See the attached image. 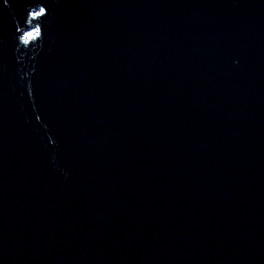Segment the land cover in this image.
Returning <instances> with one entry per match:
<instances>
[{
  "label": "water",
  "instance_id": "water-1",
  "mask_svg": "<svg viewBox=\"0 0 264 264\" xmlns=\"http://www.w3.org/2000/svg\"><path fill=\"white\" fill-rule=\"evenodd\" d=\"M0 264H264V0H0Z\"/></svg>",
  "mask_w": 264,
  "mask_h": 264
},
{
  "label": "snow or ice",
  "instance_id": "snow-or-ice-1",
  "mask_svg": "<svg viewBox=\"0 0 264 264\" xmlns=\"http://www.w3.org/2000/svg\"><path fill=\"white\" fill-rule=\"evenodd\" d=\"M8 0H4V3L7 4ZM47 14V8L40 6L38 11H33L31 13L32 17L35 18H42L44 16H46ZM40 35V29L37 28L33 31L27 32L24 34V36L22 37V39L24 40L25 43H28L29 41L33 40L36 36Z\"/></svg>",
  "mask_w": 264,
  "mask_h": 264
}]
</instances>
